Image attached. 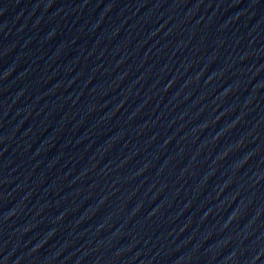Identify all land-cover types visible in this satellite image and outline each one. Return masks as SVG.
Listing matches in <instances>:
<instances>
[{
    "label": "water",
    "instance_id": "1",
    "mask_svg": "<svg viewBox=\"0 0 264 264\" xmlns=\"http://www.w3.org/2000/svg\"><path fill=\"white\" fill-rule=\"evenodd\" d=\"M0 264H264V0H0Z\"/></svg>",
    "mask_w": 264,
    "mask_h": 264
}]
</instances>
